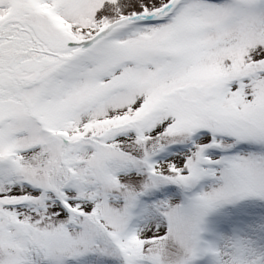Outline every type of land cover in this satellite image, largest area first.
<instances>
[{
  "label": "snow or ice",
  "instance_id": "snow-or-ice-1",
  "mask_svg": "<svg viewBox=\"0 0 264 264\" xmlns=\"http://www.w3.org/2000/svg\"><path fill=\"white\" fill-rule=\"evenodd\" d=\"M0 264H264V0H0Z\"/></svg>",
  "mask_w": 264,
  "mask_h": 264
}]
</instances>
